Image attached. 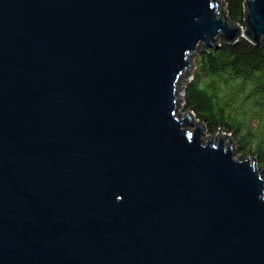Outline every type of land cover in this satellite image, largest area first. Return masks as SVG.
<instances>
[{
    "label": "water",
    "instance_id": "1",
    "mask_svg": "<svg viewBox=\"0 0 264 264\" xmlns=\"http://www.w3.org/2000/svg\"><path fill=\"white\" fill-rule=\"evenodd\" d=\"M220 0H0V264H264V172L179 118Z\"/></svg>",
    "mask_w": 264,
    "mask_h": 264
},
{
    "label": "trees",
    "instance_id": "2",
    "mask_svg": "<svg viewBox=\"0 0 264 264\" xmlns=\"http://www.w3.org/2000/svg\"><path fill=\"white\" fill-rule=\"evenodd\" d=\"M226 5L230 22L246 26L247 0H226ZM196 65L186 109L209 135H233L243 158L256 156L264 169V39L254 45L243 37L233 43L221 38L218 48L199 52Z\"/></svg>",
    "mask_w": 264,
    "mask_h": 264
},
{
    "label": "rangeland",
    "instance_id": "3",
    "mask_svg": "<svg viewBox=\"0 0 264 264\" xmlns=\"http://www.w3.org/2000/svg\"><path fill=\"white\" fill-rule=\"evenodd\" d=\"M223 6H224V8H225V14H226V17H227V19H228L226 0H220L219 11H220L221 16H222V9H223ZM228 22H229L230 25H232V26H235V27H236V26H239V25H235V24L231 23L229 19H228ZM240 27H241L242 29H245V28H246V26H240ZM219 41H220V40H219ZM204 48H206V47H205L204 45H201L200 48H199V50L197 51V54H196L195 56H192V57H191V62H192V64H195V65H196V59H197V57H198V54H199V52H200L202 49H204ZM196 71H197V65H196L195 68L193 69V74H192L191 77H190L188 74L183 73L182 76H181V78H180V80H179V83H178V86H177V92L181 94L180 97H179V103H178L179 106H178V108H177V109H178L177 114H179V118L184 117V116L187 114V112H188V110L186 109L185 102H184V97H185V92H186V89H187L188 85H189L190 82L194 79V77H195V75H196ZM191 112H193V111H191ZM195 119H196V120L193 122V126H189L190 128H194V127L197 125V120H198V119H197L196 116H195ZM200 124H202V123L200 122ZM261 126H264V121L262 122ZM223 134H225V132H219L218 134L213 135L212 137L215 138V137L217 136V140L219 141V139H220V135H223ZM226 134H229V133H226ZM208 135H209V134H208L206 131L202 134V138H203V141H204V142L208 141V140H207V136H208ZM229 135H230V134H229ZM230 136H231V139H232L233 142H234V154H235V156L238 157V155H243V153L239 152V150H238V148H237V144H236V141H235V139H234V136H233V135H230ZM229 138H230V137L227 136V138H226V143L230 145ZM247 157H248V156H247ZM252 157L255 158V159L258 161V158H257L256 156H252ZM258 163H259V161H258ZM259 171H261V173H263V172H264V169H263L262 167H260Z\"/></svg>",
    "mask_w": 264,
    "mask_h": 264
}]
</instances>
